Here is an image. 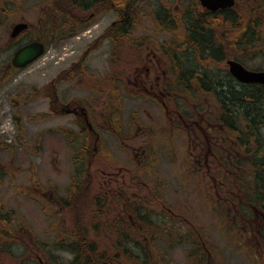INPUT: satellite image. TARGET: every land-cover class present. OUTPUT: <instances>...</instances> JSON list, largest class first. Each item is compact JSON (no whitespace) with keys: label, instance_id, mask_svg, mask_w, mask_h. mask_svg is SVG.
Returning <instances> with one entry per match:
<instances>
[{"label":"rangeland","instance_id":"374dc122","mask_svg":"<svg viewBox=\"0 0 264 264\" xmlns=\"http://www.w3.org/2000/svg\"><path fill=\"white\" fill-rule=\"evenodd\" d=\"M21 1L23 5L27 2L28 7L36 4L38 15H42L47 5L56 0ZM122 1L134 3L135 16L130 21L133 24L125 26L130 34L118 42L119 75L126 74L132 60L139 61L142 54L137 53V47L142 41L145 45L154 44L152 49L166 51L170 60L168 53L175 51L173 43L187 40L186 25L191 18L211 22L217 40L226 49L225 59H207L203 64L211 77H218L222 85L228 76L227 60L239 61L237 58H240L243 61L239 62L246 68L264 70V7L258 0H239L231 12L238 19L235 22L224 20L222 16L209 19L199 0ZM99 20L94 22L90 32L78 34L75 39L46 41L44 56L16 76L14 89H9L8 98L0 101V225L5 220L3 230L14 236L10 241L17 238V245H22L23 249L39 252L42 243L52 245L70 236L77 239L79 232H83L90 242L99 244L101 251L116 250L119 260L125 264L145 263L136 260L140 255L145 256L143 250L149 264H201L202 258L203 264H264V238L258 234L259 209L246 203V186L251 182L245 168L235 167L236 157L229 150L232 142L227 141L229 136L236 137L225 131L222 142L225 147L214 142V138L207 146L194 124L198 119V114L193 115L194 106L200 111L211 107L209 113H214L216 103L212 96L201 94L195 99L190 95L186 98L179 89L176 93L180 96L176 97L169 89L174 95L157 99L161 102L157 104L134 92L131 95L126 90L129 84L123 82L125 87L119 86L118 98H113L112 102L105 97L98 98L97 104L89 106L95 122L91 119L86 125L90 130L91 123H96L100 141L88 133L84 135L73 116H56L49 112L48 83L82 55L93 38L108 26L109 20L104 19L98 33L95 25ZM250 24L258 25L255 32L260 43L258 47L244 48L240 38ZM2 41L5 42L0 37V47L4 44ZM101 44L96 48L99 52L91 54L87 62L91 72L101 71L100 65L101 73L109 70L112 47L108 42ZM191 54L183 53L186 57ZM59 85L63 102L71 98L91 99L90 94L68 92V85ZM15 88L19 89L21 97L14 96L18 91ZM235 88L240 90L236 85ZM70 93L73 96H68ZM16 105H20L21 123L13 117ZM102 110L107 114L100 115ZM110 126L121 131L123 137H116ZM218 132L215 128L211 136ZM196 133L202 152L195 149ZM138 134L141 136L135 139ZM85 147L90 170L86 177L79 175L77 179L80 173L75 170V155H84ZM195 155L201 159L200 170L193 163ZM127 168L134 171L132 181L127 179ZM110 174H114L113 180L105 193L99 181L103 183L102 178ZM213 178L215 184L211 185ZM123 179L127 181L124 187ZM128 183L133 185L128 187ZM74 190H77L75 194ZM102 201L104 207L99 209ZM117 202H129L132 215L130 219V215L124 216L128 225L122 223L124 228L120 226L119 231L129 232L130 239L137 241L143 250L140 246L132 247L131 254L124 249L117 250L115 219L117 211L121 210ZM164 206L180 217L170 216ZM164 216L166 222H162ZM158 235L157 248H154L150 241L152 236ZM6 241L9 242L1 238L2 243ZM26 251L25 258L29 259L30 250ZM63 254L71 258L68 253ZM28 262L40 264L37 257ZM21 263L22 260L0 254V264Z\"/></svg>","mask_w":264,"mask_h":264},{"label":"flooded vegetation","instance_id":"af4514ba","mask_svg":"<svg viewBox=\"0 0 264 264\" xmlns=\"http://www.w3.org/2000/svg\"><path fill=\"white\" fill-rule=\"evenodd\" d=\"M258 1L259 5L264 7V0ZM56 5L63 6L55 7ZM133 5L134 3L132 4L128 1L122 0H88L78 4L73 2L65 4L59 3L54 4V6L50 5L44 9V14L38 15V6L36 4H31L30 7H28L27 2H24L23 5L21 0L20 2H15L14 0H0V37H3L5 41H2L4 44L0 47V101L8 98L7 95H9V89H14L12 86L14 82H16V76L27 68H16L12 64L13 58L19 50L33 43L44 44L46 50V41L50 42L52 40L74 39L76 38L74 37L76 34H82L85 31H89L90 28L92 29V27H94V22L98 19L100 20L96 22L95 25V27H98V33H100L101 25L104 19L109 20L108 26L102 31V33L95 37V39L93 38V41L87 45L82 55L72 61L64 71L60 72L58 76H56L49 83V92H47L46 96L49 112L51 114H55L56 116L62 114L73 116L81 130H83L82 133L84 135L85 133H88V136L95 137L97 141H100V135L96 131V123H91L92 128L90 130L86 125V123L90 122L91 119L95 122L89 106L97 104L99 102L98 98L105 97L111 102L113 98H118L119 86L125 87L123 82H125L126 85L129 84V87L126 90H128L131 95L134 92L140 95L142 99L150 100L158 104L161 102H158L157 99L161 100L163 98L165 99V97H171L174 95L169 91V89L171 90L172 86L178 85V83H176L177 77H173L171 72L168 71L169 59H167L166 56L167 52L164 51V53L160 50V48L152 49L151 47L155 48L154 44H151L150 46L145 45L144 41L140 42V47H137V53L142 54L139 55V61L135 63L132 60L126 74L123 76L122 74L119 75L117 56V47L119 42L118 31L124 30L125 25L133 24V21L130 23L132 16H135V7ZM57 10H60V12ZM56 20H58L57 23ZM127 32L129 35L130 31ZM102 41L110 43L112 47L109 56V70L105 71V73H101L103 67L100 65L101 67L99 70L101 69V71L91 72L87 66V62L89 61L90 55L98 51L96 48ZM59 84L68 85V92L78 91L81 93L84 92V94H90L91 99L86 100V97H84L83 100H81V98H71L66 100V102H63L61 101L62 97L59 95ZM72 86H76V88H73ZM15 90L18 91L14 96L21 97L22 94H19V89L15 88ZM33 95L37 96V94L34 93ZM68 96L73 95L70 93ZM175 96L177 97L178 95L175 94ZM11 101L14 102L15 99H12ZM34 103L35 102H33V104ZM30 106H32V103H30ZM19 107L16 105V111L13 114V117L14 120L20 122L22 121V114L20 113L21 110H19ZM193 109V115L198 114V119L194 121V124H196L198 129L197 132L204 137L207 142V146L210 144L211 138H214V142L218 141L219 144L225 147V144L222 143L224 141L223 132H225V130L214 121V114L212 113L211 115L209 113V108L207 111H200L197 106H194ZM99 112L100 115L107 114L103 110ZM179 116L182 117L181 114H179ZM133 117L135 116L133 115ZM107 120L111 121V118H107ZM191 121H193V119ZM203 123L206 124L205 127ZM110 128L114 129L112 132L116 137H123L121 131L115 129L113 126H110ZM215 128L219 129V132L212 134L214 136L213 137L211 136V131ZM140 136L141 135L138 134L135 139ZM204 139L203 141L205 142ZM197 140H199V136L196 133L197 146L195 149L198 152H202V150H199L198 148L200 144ZM227 141L230 140L227 138ZM128 147L132 146L128 144ZM84 150H87L86 147ZM206 150L208 153L210 152L209 148ZM193 163H195L197 170H200L201 159L199 156L195 155ZM87 170H90L89 166ZM126 171H128L129 174L127 179L129 181H132L131 179L134 180V171L131 168H127ZM124 175H126V172H124ZM113 176L114 174H110L109 176L102 178L105 185L99 179V183L105 193L108 183L111 184L113 180ZM210 180L211 185L215 184L214 178ZM125 182L127 181L123 179L122 187H124ZM132 185V183H128V187ZM141 185L143 188H146L145 184ZM118 205L121 206V210L117 211V218L115 219L117 227L115 231L117 233L115 246L118 247L120 243H123V245L120 244V246H123L125 249L130 251L132 247H135V249L140 247L144 249L137 241L130 239L128 236L129 232L126 230L119 231L122 229L120 226H123L124 228L123 224L128 225V221H125L124 216L130 215L128 217V219H130L132 215L129 213V202H123L122 204L118 203ZM98 207L99 209L104 207L103 201ZM164 208L170 216L177 218L180 217L178 213L167 209L166 206H164ZM134 216L136 217V215ZM164 217L165 221L163 220L162 222H166L167 218L166 216ZM148 227L149 229H152L151 226ZM159 238L160 237H158V239ZM153 239H156V237H153ZM156 242L158 241H150L154 248H157L155 246ZM202 260L203 258L201 259V264H203ZM39 262L40 264H46L43 260L42 262L39 260Z\"/></svg>","mask_w":264,"mask_h":264},{"label":"trees","instance_id":"16d2710c","mask_svg":"<svg viewBox=\"0 0 264 264\" xmlns=\"http://www.w3.org/2000/svg\"><path fill=\"white\" fill-rule=\"evenodd\" d=\"M66 1L78 4L88 0ZM221 14L224 20L230 22L238 20L230 14V11ZM186 26L188 29L187 40L185 42L184 40L180 41V43L175 41L173 43L175 51L172 53L173 55L170 54L169 56L174 63L173 65L179 71L176 76L177 86L180 91L184 92L186 98H189L190 95L195 99L201 93L213 95L216 103L215 107L219 109L216 112V114L218 113L217 124L236 137L233 139L230 136V140L233 142L230 151L236 157L235 162L237 163L235 167L242 166L247 170L248 176L252 178L251 184L246 186V203L255 207L256 210L259 209L257 213L262 221L264 220L262 217L264 216V87L239 84L229 74L225 80L222 78L225 85H222L220 80L217 79L218 77H211L210 71L204 68L203 64L206 63L207 59H213L214 61H221L223 57L225 59L226 49L217 40L211 22L205 23L203 19L195 20L191 18L190 23H187ZM256 27H258L257 24H250L247 32L241 36L240 45L242 47L259 46L260 40L258 32H255ZM121 33V31H118L119 40H124L125 38L121 37L124 35ZM186 52L192 54L186 57L183 55ZM237 60L243 61L240 58H237ZM235 85L240 90L236 89ZM175 90L177 91V88ZM236 153L241 155L236 156ZM80 165V167H77V171L81 174H78L77 179H79V175L86 176V169H84L85 165L87 167L86 162L82 160ZM83 183L79 185L82 186ZM72 192L75 194L77 190ZM79 233L80 236L77 239L70 236L68 240L61 239L50 246L43 244V249L50 264H125L119 260L116 250H112L110 253L108 250L101 251L102 248L99 247V244L90 242L89 236L83 232ZM3 234L9 242L2 243L0 240V252L12 256L16 260H22L21 264H29L25 258L26 249L24 251L20 246H14V241H10L14 236L9 231H3ZM168 234L169 236L172 235L171 233ZM120 244L123 245V243ZM119 246L116 247L118 251L124 249V252L131 254L130 250ZM143 252L145 256L140 255L136 260L145 262L140 264H149L146 261V251L143 250ZM63 253H68L71 258H66Z\"/></svg>","mask_w":264,"mask_h":264},{"label":"water","instance_id":"95a60500","mask_svg":"<svg viewBox=\"0 0 264 264\" xmlns=\"http://www.w3.org/2000/svg\"><path fill=\"white\" fill-rule=\"evenodd\" d=\"M202 6L216 12L220 9H228L234 6L235 0H200ZM43 53V45L34 43L20 50L13 59L16 67H24L36 60ZM230 74L240 83L260 84L264 86V72L248 71L235 61H228Z\"/></svg>","mask_w":264,"mask_h":264}]
</instances>
